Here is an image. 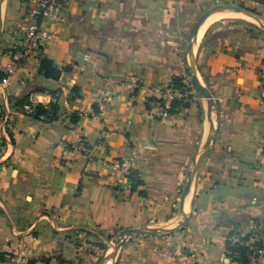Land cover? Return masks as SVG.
<instances>
[{
  "label": "crops",
  "instance_id": "crops-1",
  "mask_svg": "<svg viewBox=\"0 0 264 264\" xmlns=\"http://www.w3.org/2000/svg\"><path fill=\"white\" fill-rule=\"evenodd\" d=\"M221 1L264 18V0H58L63 21L41 22L38 59L14 65L33 2L0 0V264H62L75 240L152 228L171 231L129 238L113 264H231L228 238L264 231V33L235 25L198 38L201 25L186 56L198 13ZM189 62L214 109L189 86L187 107L155 119L145 89L187 85ZM130 76L140 89L126 88ZM54 95L52 120L22 113L23 98Z\"/></svg>",
  "mask_w": 264,
  "mask_h": 264
},
{
  "label": "built area",
  "instance_id": "built-area-1",
  "mask_svg": "<svg viewBox=\"0 0 264 264\" xmlns=\"http://www.w3.org/2000/svg\"><path fill=\"white\" fill-rule=\"evenodd\" d=\"M32 4L26 9V16L29 19L25 28V37L20 48L15 52L14 65H20L27 60L38 59L39 49L41 46V38L46 36V33L41 31L40 24L44 20H49L52 23L60 24L63 19L60 16V6L58 0H32ZM14 65L7 67L4 72L11 74ZM125 86L128 90L134 91L142 86L136 76H130L125 81ZM146 104L150 107L151 114L155 119L164 120L170 116V108L175 101H184L188 97V90L185 88H174L170 85L164 88H147L145 89ZM260 98L264 100V84L260 89ZM159 99V101L157 100ZM51 103L42 105L43 113L38 114V119L43 122L50 120L54 114L51 105L56 102V95L51 96ZM98 115H103L106 109V101L104 95H101L97 101ZM37 104L28 99L27 103L22 106V113L31 116L36 111ZM75 146L83 152L87 151L83 140L79 139ZM117 166L127 176L129 169L127 162L122 161ZM245 239L244 241L242 239ZM232 244H240L248 247L246 256V264H260L264 258V231L257 225L251 224L248 227L247 234L242 231L234 232L230 239ZM259 244V245H257ZM231 264H239L231 262Z\"/></svg>",
  "mask_w": 264,
  "mask_h": 264
},
{
  "label": "rangeland",
  "instance_id": "rangeland-1",
  "mask_svg": "<svg viewBox=\"0 0 264 264\" xmlns=\"http://www.w3.org/2000/svg\"><path fill=\"white\" fill-rule=\"evenodd\" d=\"M216 4V3H215ZM222 5H234L242 8H246L250 11H253L255 13H258L261 15V13L258 11V9L251 8V7H246L242 4H240L237 1H221L218 3V5H215L213 7H210L209 9H205L204 11H200L197 15V19L204 14L206 11L216 7V6H222ZM229 10L224 11H218L221 12L220 16H214L209 22L208 25L205 28V31L210 30L211 28H217V27H224L225 29L230 26H242V27H250V28H256L262 33H264V29L262 27V24L260 22L258 23H251L248 21V18L245 16H239V13H235L233 11L227 12ZM231 13V14H229ZM244 18V19H243ZM196 19V21H197ZM193 27V26H192ZM188 31L187 35V40L190 35L191 28ZM206 31V32H207ZM188 45V43H187ZM200 45V44H199ZM197 49V48H196ZM188 65L193 67V64L191 62L188 63ZM188 81V86L186 87H191V89L196 93L195 89L191 86L190 79L187 78ZM201 85L204 86L203 83ZM205 87V86H204ZM197 94V93H196ZM248 231V227L246 232ZM121 232V231H120ZM119 232V233H120ZM242 232H245L242 230ZM117 233L116 235H108V236H102L98 237L95 236L94 239L92 238L89 241H86L84 243V240H75L73 241L72 245L70 248L67 250L65 249L63 251V260L61 261L62 264H113L117 256L119 254V250L121 246L119 244L113 243L115 241L116 236L119 234ZM114 251L113 256H111L112 251ZM13 257V256H11ZM28 264V263H26ZM34 264V263H33Z\"/></svg>",
  "mask_w": 264,
  "mask_h": 264
},
{
  "label": "water",
  "instance_id": "water-1",
  "mask_svg": "<svg viewBox=\"0 0 264 264\" xmlns=\"http://www.w3.org/2000/svg\"><path fill=\"white\" fill-rule=\"evenodd\" d=\"M226 10H231L235 13H239V14H243L246 15L247 17L250 18H254L256 20H258L261 24L262 27L264 29V18L258 14L255 13L253 11H250L246 8H242V7H238V6H234V5H222V6H216L208 11H206L204 14H202L197 21L195 22V24L193 25V27L191 28L190 31V35L188 37L187 40V50H186V56L188 54H192L194 52L193 49V37L194 35L197 33V31L199 30L200 26L202 25V23L205 21V19H207L210 15H212L215 12L218 11H226ZM191 64H193V62H191ZM185 74L186 77L190 79V83L191 86L195 89L196 93L203 99H206L208 101L209 104V109H208V113L210 114L212 109H214V101L213 98L209 92V90L204 87L203 85H201V82L198 80V78L196 77L195 73H194V69L192 66L187 65L186 69H185ZM213 139V133L212 135L209 137L208 143L209 145L211 144ZM208 148V147H207ZM206 151V150H205ZM204 151V152H205ZM204 152L200 155V157L191 165L190 169L187 172L186 175V183L185 186L183 188V197L187 194V192L189 191V188L191 186V183L193 181L194 175L198 169L201 157L204 155ZM187 220V215H183V221L174 229H180L182 228ZM171 230H167L164 228H152V229H140V230H132V229H126L121 231L117 236L115 241H113V243L119 244L120 246H123L125 244V242L132 237H136V236H144V235H154V234H160V233H168ZM114 251H112L111 256H113Z\"/></svg>",
  "mask_w": 264,
  "mask_h": 264
},
{
  "label": "trees",
  "instance_id": "trees-1",
  "mask_svg": "<svg viewBox=\"0 0 264 264\" xmlns=\"http://www.w3.org/2000/svg\"><path fill=\"white\" fill-rule=\"evenodd\" d=\"M44 67V64H43ZM52 69H50L51 72ZM48 74V73H47ZM50 76H56V73H51ZM170 85L174 88H185L187 89L186 85L182 83V79L180 78H173L170 82ZM191 88V87H190ZM159 101V99H157ZM28 98H23L20 103L19 106L22 109V106L27 103ZM183 106V107H187L188 105L186 103H184V101H175L172 103L171 108H170V113H174L178 107ZM51 108L54 112L52 118L50 120H52L55 117L56 114V110H55V105H51ZM43 113L42 110V105H37L36 111L34 112V114H32V117H38V114ZM128 177L130 178L131 182L134 181V173L130 172L128 174ZM243 241L245 240L244 238L242 239ZM259 245V244H257ZM225 253H226V259L229 260L230 262H238L239 264H246V256L248 253V247L244 246L243 244L240 245L238 243L236 244H232L231 241L228 240L225 243Z\"/></svg>",
  "mask_w": 264,
  "mask_h": 264
},
{
  "label": "bare ground",
  "instance_id": "bare-ground-1",
  "mask_svg": "<svg viewBox=\"0 0 264 264\" xmlns=\"http://www.w3.org/2000/svg\"><path fill=\"white\" fill-rule=\"evenodd\" d=\"M231 11V10H230ZM230 14V13H229ZM239 15H243V14H239ZM217 16V15H216ZM220 16V15H219ZM243 16H245V17H247L246 15H243ZM241 17V16H240ZM213 17H211V18H208V20L207 21H205V22H203L202 23V27H201V29H200V31H199V34H198V38H200V36L204 33V30H205V28H206V26L208 25V22L212 19ZM242 18V17H241ZM250 18V17H249ZM244 19V18H243ZM254 19V18H253ZM206 20V19H205ZM249 21V20H248ZM198 31H197V33H198ZM197 33L194 35V36H196L197 35Z\"/></svg>",
  "mask_w": 264,
  "mask_h": 264
}]
</instances>
